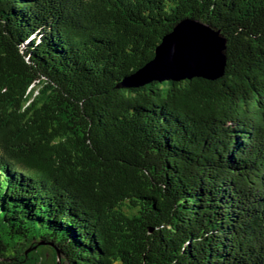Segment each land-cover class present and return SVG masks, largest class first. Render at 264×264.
Here are the masks:
<instances>
[{
    "label": "trees",
    "instance_id": "trees-1",
    "mask_svg": "<svg viewBox=\"0 0 264 264\" xmlns=\"http://www.w3.org/2000/svg\"><path fill=\"white\" fill-rule=\"evenodd\" d=\"M187 18L226 37L224 75L119 87ZM36 241L264 264V0H0V264Z\"/></svg>",
    "mask_w": 264,
    "mask_h": 264
},
{
    "label": "water",
    "instance_id": "water-1",
    "mask_svg": "<svg viewBox=\"0 0 264 264\" xmlns=\"http://www.w3.org/2000/svg\"><path fill=\"white\" fill-rule=\"evenodd\" d=\"M227 39L222 32L196 19H183L156 47L155 56L135 74L123 80L121 88H140L152 82H183L194 78L216 80L225 73ZM35 85V84H34ZM19 246L25 256L34 253L40 264L44 250L53 254L54 264H64L61 248L53 241H36Z\"/></svg>",
    "mask_w": 264,
    "mask_h": 264
},
{
    "label": "rangeland",
    "instance_id": "rangeland-1",
    "mask_svg": "<svg viewBox=\"0 0 264 264\" xmlns=\"http://www.w3.org/2000/svg\"><path fill=\"white\" fill-rule=\"evenodd\" d=\"M43 263L42 264H54V259L53 254L50 250H44L43 252Z\"/></svg>",
    "mask_w": 264,
    "mask_h": 264
}]
</instances>
